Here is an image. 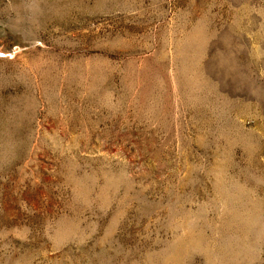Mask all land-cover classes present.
I'll list each match as a JSON object with an SVG mask.
<instances>
[{"label":"rangeland","instance_id":"1","mask_svg":"<svg viewBox=\"0 0 264 264\" xmlns=\"http://www.w3.org/2000/svg\"><path fill=\"white\" fill-rule=\"evenodd\" d=\"M0 264H264V0H0Z\"/></svg>","mask_w":264,"mask_h":264},{"label":"snow or ice","instance_id":"2","mask_svg":"<svg viewBox=\"0 0 264 264\" xmlns=\"http://www.w3.org/2000/svg\"><path fill=\"white\" fill-rule=\"evenodd\" d=\"M3 55V53H0V56H2Z\"/></svg>","mask_w":264,"mask_h":264}]
</instances>
